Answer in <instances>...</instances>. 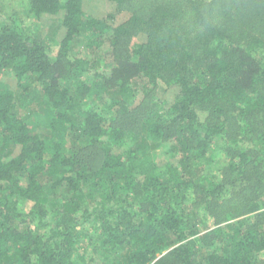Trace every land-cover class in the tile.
<instances>
[{"label": "trees", "instance_id": "trees-1", "mask_svg": "<svg viewBox=\"0 0 264 264\" xmlns=\"http://www.w3.org/2000/svg\"><path fill=\"white\" fill-rule=\"evenodd\" d=\"M24 6L0 25V264H264V0Z\"/></svg>", "mask_w": 264, "mask_h": 264}, {"label": "rangeland", "instance_id": "rangeland-1", "mask_svg": "<svg viewBox=\"0 0 264 264\" xmlns=\"http://www.w3.org/2000/svg\"><path fill=\"white\" fill-rule=\"evenodd\" d=\"M27 0H0V25L5 21L7 13L11 11H18L20 10L23 14L24 9V3ZM123 17H127V15L123 14ZM26 23L29 25L32 24L37 29L35 30L36 33L41 36L42 38L45 37V40L50 41V48L56 53L58 49V33L59 29L61 27V19H42L37 23V20L33 22V20H25ZM54 36L55 40L51 41V37ZM86 51H84L85 54ZM12 76H9L8 74H4L0 72V81L1 83H7L12 87H16V81L12 79ZM155 93V97L157 99H164L167 102L168 106L170 103H172L175 99L177 88L176 87H169L165 85L164 83H159L158 86L153 90ZM141 95H143V92H140ZM166 150V149H165ZM169 152L166 151H155L153 153V157L155 158V161H166L165 159L168 157ZM24 205L26 203H23Z\"/></svg>", "mask_w": 264, "mask_h": 264}]
</instances>
